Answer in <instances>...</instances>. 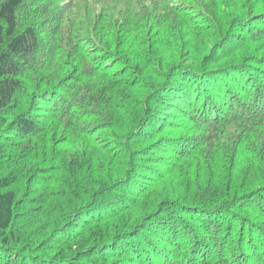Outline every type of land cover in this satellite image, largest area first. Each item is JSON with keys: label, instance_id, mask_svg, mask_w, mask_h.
<instances>
[{"label": "trees", "instance_id": "trees-1", "mask_svg": "<svg viewBox=\"0 0 264 264\" xmlns=\"http://www.w3.org/2000/svg\"><path fill=\"white\" fill-rule=\"evenodd\" d=\"M0 264H264V0H0Z\"/></svg>", "mask_w": 264, "mask_h": 264}]
</instances>
